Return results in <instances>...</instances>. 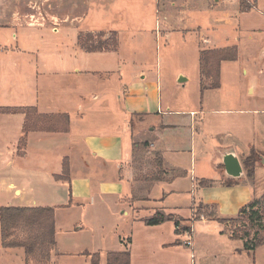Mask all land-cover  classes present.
Listing matches in <instances>:
<instances>
[{
    "label": "crops",
    "instance_id": "crops-1",
    "mask_svg": "<svg viewBox=\"0 0 264 264\" xmlns=\"http://www.w3.org/2000/svg\"><path fill=\"white\" fill-rule=\"evenodd\" d=\"M12 1L0 0V74L5 64H14L8 60L13 53L29 54L34 74L26 77L23 89L15 88L12 82L4 86L0 76V108L33 107L42 115L65 114L70 124L67 133H29L20 156L17 154L18 132L21 135L24 116L0 114V123L4 117L15 122L16 150L9 153L14 163L12 172L27 180L10 184L18 205L7 207L54 209L55 245L49 264H93V256H98V264H107L108 254L124 252L130 256V264H177L178 257L167 256L171 249H184V257H181L185 261L189 259L191 264L194 245L188 247L184 241L185 232L190 230L193 243V228L179 221L182 219L179 213L189 208L194 221L196 206L215 207L211 218L201 215L198 222L205 227L210 221L221 219L215 215V210L236 215L258 195L253 184L256 175L250 179L244 169L239 179L225 174L220 175L221 179L217 176L221 187L215 192L201 185L200 182L207 181L212 187V180L196 178L197 155L193 150L196 133L199 131V136L205 133L196 125V116L207 108L214 115L244 116L238 131L220 133L232 139L231 144L221 147L212 144L213 152L219 157L218 169L223 170L222 158L227 153H234L242 165L243 158L256 151L252 140L259 129L257 115H264V0H245L251 8L244 12L240 10L239 0L221 8V12H218L220 0H212L207 5H204L206 0H200L203 4L198 10L200 7L203 11L208 9L206 15L213 20L207 27L192 20L189 26L173 27L164 17L161 29L157 19L156 39L161 33L165 39L172 34L194 37L192 49H195L198 68L195 75L198 96L190 97L194 108L187 111L172 110L170 103L164 101L158 53L153 54L151 48L139 41L137 45L136 38L128 37L131 44L124 49L121 35L115 32L116 51L88 53L78 44L79 35L102 30L82 28L83 14L57 19L42 8L45 2L35 9L17 11L5 7ZM185 3L181 1L179 8ZM171 5L175 7L173 1ZM175 13L178 18L180 14ZM61 21L64 25L68 23L73 31L66 44L60 48L50 47L59 62L50 65L42 62L46 50L40 45L33 51L29 46L3 50L4 30L11 31L15 38L14 30H42L46 22H50L56 33ZM138 33L133 31V35L141 39ZM146 39L149 38L144 37ZM231 47L236 48L237 59L221 62L220 87L201 90L200 52ZM226 100L234 101L236 108H229ZM139 116L147 119L145 124L151 139L147 152L158 154L166 181L141 186L143 183L136 179L131 123ZM4 132L11 133L0 126V149L8 139ZM239 143L246 144L248 149H238ZM185 152L189 154L187 157ZM64 159L68 160V179L56 180L55 176L62 175ZM227 182L232 184L226 185ZM199 185L203 196L197 205L193 202L192 190ZM157 213L167 219L159 225L146 226L144 221ZM226 236L231 240L229 233ZM231 241L236 244L215 247L221 252L218 263L210 259L206 264H264V246L248 253L243 250L242 241ZM0 264L33 263H26L23 248H3L0 232ZM199 264L205 263L200 260Z\"/></svg>",
    "mask_w": 264,
    "mask_h": 264
},
{
    "label": "rangeland",
    "instance_id": "rangeland-1",
    "mask_svg": "<svg viewBox=\"0 0 264 264\" xmlns=\"http://www.w3.org/2000/svg\"><path fill=\"white\" fill-rule=\"evenodd\" d=\"M172 1L175 3V7L171 5ZM181 1H186V3L183 4V8H179ZM211 1L212 0H206L204 5L209 4ZM220 1L221 5L218 12H221V8H226L234 3L233 0ZM42 2H45L42 4V8H44L50 15L57 17V19H62L64 15L69 14L72 16L83 14L85 16V22L82 25V28L85 29L86 27H89L90 29L102 30V32L98 33H83V35L92 34V43L94 45L106 41L111 43L110 40L112 39V34L110 33L116 32L121 35V45L124 49H127L129 44H131V41L129 43L128 37L136 38L137 45L139 41L141 45L144 44L146 47L151 48L153 54L158 53L159 56V67L163 79L164 101L170 103L172 110L187 111L194 108V103L190 100V97L192 95L196 97L198 96V86L195 80L198 68L195 59V49L194 51L192 49L194 47L192 40L194 38L193 35H191V38H182L181 35L172 34L170 38L165 39L163 33H161L159 35L160 38L158 36V39H156L155 31L158 30L156 27V21L158 18L159 24L161 23L160 28L163 29L162 25L164 23V17L168 19L169 25L171 24L173 27L176 25L179 27L189 26L190 20L202 27L211 26L213 20L206 15L208 9L203 11L202 7H200V10H198L199 6H202L203 4L200 0H13L11 4H8V6L5 7H11V9L17 11H24L27 8H38L41 6L40 4ZM175 12L180 14L178 18L175 17ZM56 22L59 24V21ZM57 26L56 33L53 32V27L50 22H46V26L42 30L27 31L26 28L17 29L14 30V33L16 34L15 38H12V34H10L12 33L11 31L4 30L3 50L5 51L7 48L15 49V47L23 48L29 46L30 50L33 51L36 46L40 45L45 47L46 50L41 58L42 62H45L48 65L51 63H57L59 62V58L55 56L53 50H50V47L57 46V48H60L63 43L66 44L67 41L71 39L70 32L73 31V29L68 26V23L64 25L62 24V21L61 24ZM80 27L77 26V28ZM106 30H110L111 32L108 34L103 32ZM125 30H127V33H124ZM133 31H135L136 34L140 32L137 36L141 35L142 38L140 39L139 37L134 36ZM99 33L104 35L102 37L98 36ZM144 37L149 39L144 40ZM86 43L90 44L91 42L86 41ZM10 56H12V58H9L8 60L14 64H5L2 67V72L0 74L1 79L4 80V86H10V83L12 82L15 88L19 86L23 89L26 87V77L34 74V70L31 69L32 64L29 62L30 55L26 53H13ZM38 71L42 72L41 70ZM178 73L183 76H177ZM181 78L184 80L188 79V81L180 83L179 80ZM226 101L229 108H236V106H234V101ZM203 110H205L203 114L200 115L198 113V116H196V125L204 130L205 133L201 136H199V131L196 133L195 150H193L195 155H197L195 159V176L199 181H201L202 178L212 180V187H207L215 192L221 187L218 180L220 175L224 174V171L218 169L216 166V161H219V157L216 152H213L214 149L212 144L217 145L218 147L231 144L233 140L220 135V133L227 130L233 132L238 131L237 128L239 124H243L244 116L236 115L235 113L214 115L209 112L211 111L210 109L203 108ZM146 122L147 119L144 116H139L134 117L131 125L132 135L134 136V146H137L135 147L136 150L133 149V163L136 170V179L143 183L141 186H146L145 184L151 182L148 180L156 171V158H158V154L147 152V147L151 142V139L147 130L148 127L145 124ZM217 125L220 126L219 129H217ZM257 125L259 129L253 134L252 145L256 148V152L259 151L263 154V157L255 166L254 175H256V181H254L253 184L255 192L258 195L254 197L252 202H258V208L261 210L264 208L263 114L257 115ZM0 126L3 129L11 131V133L8 134L4 132V134L8 136H6L8 139L7 142H4V148L0 149V206H16L18 205V202L14 200L17 199V196L14 195L12 188H10V184L16 180H19V183H25L27 180L24 176L16 177L14 172H12L14 163L11 162L12 156H10L9 153L11 150H16V143L14 142L15 122L10 121V118L6 119V117H4ZM18 135L20 136V132H18ZM184 146L187 147V145ZM241 147H243V149H248L246 144L239 143L238 149H242ZM249 152L250 150L248 152L245 151V154H248ZM185 153V156L187 157L189 154L187 152ZM209 157H211V160ZM207 160H209L208 163ZM217 176H219V178ZM250 179H252V177H250ZM200 188L201 186L199 185L192 190V199L197 205L203 196ZM207 193L210 194V192ZM214 209L215 207L204 208L196 206L194 208V214L197 213L204 216L210 215L212 217L214 215ZM184 210V212L179 213L182 218L179 219V221L190 227L192 226L194 235V258L191 264H199L200 260L206 264L210 259L218 263L220 259L219 254L221 252L215 247L236 244L227 239L226 233H229L230 228H227V225L216 220L210 221L207 226L203 227L199 224L198 220H191V212L189 208H184ZM215 215L221 219H232L237 217V213L236 215H233L231 212H224L223 210H215ZM244 225L248 228L247 223ZM231 230H234V228L231 227ZM253 232L251 231V233ZM13 234L14 239L18 238V240H21L26 236L25 233H22L19 230H16ZM210 248H213L214 250L211 251ZM187 251L190 252L188 249ZM168 252L170 254L167 256L171 257L172 255L178 257L177 264H190L189 259L186 261L182 259V257H184L183 253H185L184 249H171ZM179 253L181 255H179Z\"/></svg>",
    "mask_w": 264,
    "mask_h": 264
},
{
    "label": "trees",
    "instance_id": "trees-1",
    "mask_svg": "<svg viewBox=\"0 0 264 264\" xmlns=\"http://www.w3.org/2000/svg\"><path fill=\"white\" fill-rule=\"evenodd\" d=\"M240 10L248 11L251 7L245 0H239ZM112 34L111 43H92V34H80L78 44L88 53L116 51L118 47L116 33ZM104 34L99 33L98 36ZM85 38V40H84ZM85 41V42H84ZM86 41L91 42L87 44ZM237 50L234 47L219 50H204L200 52L199 73L201 90H215L220 87V64L223 61H236ZM0 114H22L24 123L21 130L17 147V154L23 155L27 136L29 133H67L69 131V117L65 114L42 115L36 108H0ZM132 124V123H131ZM137 146H134V149ZM263 155L252 151V153L242 160L243 169L248 177L254 175L256 164L261 161ZM165 172L162 170V162L156 158V171L149 177L148 181H166ZM69 176L68 160L64 159L62 164V175L55 176L56 180H66ZM203 186L210 185V182H200ZM227 182L226 185H231ZM259 203L254 201L242 207L236 218L216 219V221L227 225L230 228L229 237L231 240L243 242V250L252 253L257 248L264 246V208H258ZM207 208V207H205ZM262 211V212H261ZM211 218L210 215L207 216ZM201 214H194V220L200 221ZM167 218L157 213L153 218L144 221L146 226H156L163 223ZM247 223L248 228L244 225ZM177 227V223H175ZM231 227L234 230H231ZM16 230L25 233V238L14 239ZM251 231L253 233H251ZM0 232L3 248H23L26 263L49 264L50 253L55 245L54 240V209L52 208H0ZM252 235V236H251ZM93 264H98V256H93ZM107 264H130V256L127 252L110 253L107 255Z\"/></svg>",
    "mask_w": 264,
    "mask_h": 264
},
{
    "label": "water",
    "instance_id": "water-1",
    "mask_svg": "<svg viewBox=\"0 0 264 264\" xmlns=\"http://www.w3.org/2000/svg\"><path fill=\"white\" fill-rule=\"evenodd\" d=\"M185 80L181 78L180 83ZM224 174L231 179H239L243 175V168L239 162L238 157L234 153H227L222 158V163Z\"/></svg>",
    "mask_w": 264,
    "mask_h": 264
},
{
    "label": "built area",
    "instance_id": "built-area-1",
    "mask_svg": "<svg viewBox=\"0 0 264 264\" xmlns=\"http://www.w3.org/2000/svg\"><path fill=\"white\" fill-rule=\"evenodd\" d=\"M186 240L184 241L185 245L188 247H192V240H191V231L185 232Z\"/></svg>",
    "mask_w": 264,
    "mask_h": 264
}]
</instances>
